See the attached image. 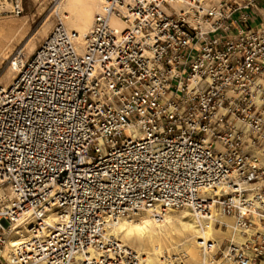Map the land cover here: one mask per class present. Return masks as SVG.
Wrapping results in <instances>:
<instances>
[{"label":"built area","instance_id":"1","mask_svg":"<svg viewBox=\"0 0 264 264\" xmlns=\"http://www.w3.org/2000/svg\"><path fill=\"white\" fill-rule=\"evenodd\" d=\"M170 6L102 0L82 44L59 20L29 57L10 60L0 180L14 198L0 209V246L26 221L34 236L7 263L137 264L109 231L122 218L208 216L210 203L243 234L225 258L264 261V0Z\"/></svg>","mask_w":264,"mask_h":264},{"label":"bare ground","instance_id":"2","mask_svg":"<svg viewBox=\"0 0 264 264\" xmlns=\"http://www.w3.org/2000/svg\"><path fill=\"white\" fill-rule=\"evenodd\" d=\"M31 5L37 9V13L42 16L47 11L48 2H55L53 13L57 17V23L53 26V19L47 17L43 25L37 30L34 36L30 37L22 46L21 43L28 37V29H23L24 23L15 21L0 22V65L6 63L5 70L0 76V85H8L15 77L16 73L10 64L17 46H22V52L29 57L38 47V42H42L50 31H52L58 21L61 20L67 28H73L77 34L75 41L83 43V37L93 27L95 14L99 12L102 0H29ZM177 12L189 10L188 0H168ZM218 3L220 0H210ZM21 12H24L23 0H18ZM52 4V5H53ZM30 5V6H31ZM9 7L11 12H16L15 5L8 0H0V9ZM168 12L169 10L166 9ZM20 12V13H21ZM19 13V14H20ZM48 13V12H47ZM110 22L117 26H124V23L111 16ZM20 50V49H19ZM261 163L264 165V152L255 149ZM220 191V188L219 190ZM14 198V193L9 184H4L0 180V209L8 206ZM211 215H203L200 210L185 208H170L165 212L146 209L135 213L133 216L122 218L118 224L109 230L113 236L119 237L123 245L137 252V264H174L173 261L181 259L178 264H236L227 258L218 259L216 253L223 250L226 240L242 242L243 234L239 232L235 225L234 215L219 213L215 204H209L207 209ZM160 212V211H157ZM158 214H161L160 217ZM57 220L55 214H49L46 218L47 224H54ZM220 221L227 228L215 226V222ZM25 218H20L18 225L23 223ZM45 235V227L40 231ZM33 233L29 229L26 221L23 226L10 234L6 243L0 248L2 256L1 264H10L11 251L21 244L27 243L33 238ZM225 245V244H224ZM167 251L168 255L164 252ZM92 254L93 251H91ZM180 252L184 258L180 255ZM219 253V252H218ZM35 264H44L39 261ZM255 264V263H251ZM264 264V261L258 263Z\"/></svg>","mask_w":264,"mask_h":264},{"label":"rangeland","instance_id":"3","mask_svg":"<svg viewBox=\"0 0 264 264\" xmlns=\"http://www.w3.org/2000/svg\"><path fill=\"white\" fill-rule=\"evenodd\" d=\"M4 1V0H2ZM9 3L14 4L16 6L17 1L18 0H8ZM55 2H48L47 6V11L45 12L44 15L40 16L37 13V9L34 8L29 0H23V2L21 3V6L23 5L24 8V12H21L20 14H16L15 12L12 13L11 9L9 7H5V8H1L0 9V22H8V21H15L16 23H24L23 25V29H28V37L21 43V45L23 46L25 44V42L32 36H34V34L37 32V30L43 25V23L45 22V20L47 19V17H51V19H53V26L57 23V17L54 15L53 13V7ZM53 4V5H52ZM31 5V6H30ZM170 12L173 11H177L176 8H174L173 6L169 7ZM48 12V13H47ZM113 26H116L119 29H123L124 26H117L115 24H112ZM70 31H76L73 28H68ZM43 40V38H42ZM40 42H38V46H39ZM20 45L17 46V49L15 50L13 56L16 54V52L19 49H22V46ZM13 56L10 58V60L13 58ZM7 63V62H6ZM5 65L2 64L0 65V76L1 74L4 72L5 70ZM215 226L219 227V228H223L226 229L227 227L225 225H222L221 222H215ZM230 240H226L223 244V250H218L216 253V257L218 259L224 258V252L226 251V248L229 244ZM2 246H0L1 248ZM219 252V253H218ZM180 253V252H177ZM165 255H168L167 251L164 252ZM183 254L180 253L179 256H182ZM184 258V256H182ZM3 259L2 257H0V262L2 263Z\"/></svg>","mask_w":264,"mask_h":264}]
</instances>
